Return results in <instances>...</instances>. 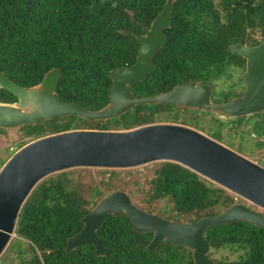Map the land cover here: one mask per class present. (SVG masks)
Instances as JSON below:
<instances>
[{"label":"trees","instance_id":"trees-1","mask_svg":"<svg viewBox=\"0 0 264 264\" xmlns=\"http://www.w3.org/2000/svg\"><path fill=\"white\" fill-rule=\"evenodd\" d=\"M165 1L0 0V69L13 82L31 86L58 67V96L98 110L109 102V71L136 59L138 41L121 30L142 33L135 22L149 26ZM263 25L264 0H173L170 26L163 29L166 42L153 58L157 68L129 88L135 97H147L183 82L202 81L214 87L245 66V59L231 53L228 45L258 44L264 38ZM230 90H221L218 97L229 99ZM15 100L0 88V101ZM185 109L139 103L107 119L69 114L17 127L21 139H36L75 129L128 130L158 119L198 124L195 113L199 111L194 109L188 118L183 112L191 110ZM19 143L21 148L24 140ZM6 161L0 159V167ZM119 170L101 169L108 174L106 187L122 181L117 179ZM87 171L86 167L66 169L34 186L20 208L14 230L17 238L7 245L4 260L12 257L15 264H193L192 251L185 246L160 242L147 250L153 232L135 231L123 213L108 214L97 229L106 255L98 256L93 244L66 251L67 238L83 227L82 217L104 198L99 185L82 181ZM149 185L144 198L147 212L154 213L155 207L157 216L171 221H195L236 203L235 194L171 161H158ZM159 203L163 207H156ZM204 236L215 264H264V228L235 221L209 226Z\"/></svg>","mask_w":264,"mask_h":264},{"label":"water","instance_id":"water-1","mask_svg":"<svg viewBox=\"0 0 264 264\" xmlns=\"http://www.w3.org/2000/svg\"><path fill=\"white\" fill-rule=\"evenodd\" d=\"M172 2L165 1L149 26L135 22L143 29L142 34L131 29L121 30L138 41L136 59L130 65L109 71V102L98 110L65 102L58 96L56 87L61 77L58 67L46 71L41 81L31 86L13 82L0 69V88L16 97L13 102L0 101V127L36 124L69 114L107 119L122 115L136 104L150 102L197 110L219 109L229 114L230 119L264 111V38L255 45L239 42L228 45L231 53L245 59L241 74L245 89L241 96L213 103L210 100L212 88L202 81L178 83L154 96L133 95L129 84L144 80L157 68L153 58L166 42L163 29L170 26ZM154 161L178 163L264 210V160L253 162L189 126L151 123L128 130H67L31 141L0 168V254L15 235L22 204L46 176L77 167L123 169ZM122 213L130 219L135 231L153 232L147 250L152 251L160 242L185 246L192 251L193 264H215L209 256V240L204 236L207 227L243 221L264 228V213L249 209L241 202L218 214L181 222L148 213L134 205L127 193L116 190L82 217L83 227L67 238L65 250L93 244L98 256L106 255L107 249L97 229L108 214L118 216Z\"/></svg>","mask_w":264,"mask_h":264},{"label":"rangeland","instance_id":"rangeland-1","mask_svg":"<svg viewBox=\"0 0 264 264\" xmlns=\"http://www.w3.org/2000/svg\"><path fill=\"white\" fill-rule=\"evenodd\" d=\"M257 36H259V33H257ZM241 71H242L241 69L236 68L233 70V76L231 79L217 81L214 84L215 85L214 87L216 88L215 97L213 98L214 101L218 102L221 100L220 97H218L221 90L228 91L229 89L231 90L233 89L234 91L236 89L237 90L239 89L240 83L238 76L240 75ZM183 114L186 115L188 118H190L192 114L194 115V112H192L191 114L183 112ZM199 114L200 112L195 113L197 120L199 119L198 117ZM216 116H221V118H224L225 121L223 119H220L221 120L220 123L222 124V127L224 129H231L232 133L235 134L233 143L229 148H231L235 152L241 154L242 156L254 162H256L259 159L264 160V111H260L248 115H242L239 119H230L229 116L227 117L225 114L223 115L216 114ZM216 116L215 118H217ZM158 120L160 121L155 123H177L182 125H188L191 127L198 126V124H195L194 122L183 124L181 123L180 120L178 122H166L165 119H158ZM21 140H24L23 143L24 146L35 139L33 138L21 139L18 127H13V128L0 127V159L8 160L16 151H18L20 149L19 146L21 144L19 142ZM157 163L158 161H154L137 167H131V168H125L119 170V175L117 179L130 182L128 186L122 184V181H118L117 185L106 187L105 182L108 181V177H107L108 174L107 172L101 171V169L104 168H96V167H86L88 168V171L85 173V176L82 178V181L85 183H95L99 185V187L103 190L104 197L116 190H121L129 195L131 202L134 205L138 206L139 208L147 212L148 211L147 205L144 202L145 191L150 187L149 179L153 177L154 168L157 165ZM134 181H139L140 185L137 186L134 183ZM135 189H138V191L133 193ZM235 197H236V202H241L249 209L264 213L263 209L259 208L253 203L237 195H235ZM156 207L161 208L163 207V204L159 203L158 205H156ZM166 209L168 210V207ZM167 210L165 211L164 214L165 216L168 215ZM152 212H154L152 214L156 215L158 210L154 207ZM14 238H17L16 234L11 237L10 242ZM5 250L0 254V264H15L12 257L7 258L5 260L3 259L6 253Z\"/></svg>","mask_w":264,"mask_h":264},{"label":"flooded vegetation","instance_id":"flooded-vegetation-1","mask_svg":"<svg viewBox=\"0 0 264 264\" xmlns=\"http://www.w3.org/2000/svg\"><path fill=\"white\" fill-rule=\"evenodd\" d=\"M142 33H143V29H142ZM142 33H139V34H142ZM244 69H245V66L243 67L240 75L238 76L239 77L238 78L239 83H240L239 89L234 90L233 95L227 100H220L218 102L214 101L213 98L215 97V93H216L215 89L216 88L209 84L212 88L211 95H210L211 102H213V103H224V102L229 101L230 99H232L234 97L241 96L244 92V89H245V83L241 78V74L244 71ZM206 84H208V83H206ZM230 91L232 92V90H230ZM186 109H188V108H186ZM189 110H191V111L185 112V113L191 114V112L195 111L194 109H189ZM198 111L200 112V114L198 116L199 119L198 120L196 119V121H195L198 123V126L197 127L189 126V127L205 134L207 137H209V138L215 140L216 142L224 145L225 147L229 148L231 146V144L233 143V139L235 138V134L232 133L231 129H224L222 127V124L220 123V121H221L220 119H223L225 121L224 118H221V116H216V114H218V115L225 114L228 117L229 114L224 113L219 109H207V108H205L203 110H198ZM209 113H211V114H209ZM253 113H257V112H253ZM250 114H252V113H250ZM246 115H248V114H246ZM215 116L217 118H215ZM241 116H238L237 119H239ZM218 119H219V121H218ZM185 126H188V125H185ZM259 147H260V145H259ZM229 149H231V148H229ZM260 160H262V159H259L256 162H259Z\"/></svg>","mask_w":264,"mask_h":264},{"label":"clouds","instance_id":"clouds-1","mask_svg":"<svg viewBox=\"0 0 264 264\" xmlns=\"http://www.w3.org/2000/svg\"><path fill=\"white\" fill-rule=\"evenodd\" d=\"M115 7V5H113Z\"/></svg>","mask_w":264,"mask_h":264}]
</instances>
